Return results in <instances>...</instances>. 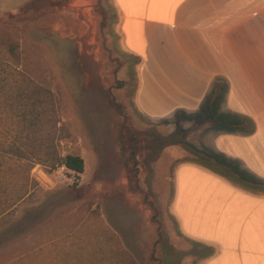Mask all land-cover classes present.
Here are the masks:
<instances>
[{"label":"rangeland","instance_id":"374dc122","mask_svg":"<svg viewBox=\"0 0 264 264\" xmlns=\"http://www.w3.org/2000/svg\"><path fill=\"white\" fill-rule=\"evenodd\" d=\"M24 78L49 93L56 153L81 157L84 172L1 159L5 193L28 194L0 216V264H200L203 248L180 237L170 207L173 170L193 159L204 121L137 110V61L113 0H0L4 146Z\"/></svg>","mask_w":264,"mask_h":264},{"label":"crops","instance_id":"0c3cea01","mask_svg":"<svg viewBox=\"0 0 264 264\" xmlns=\"http://www.w3.org/2000/svg\"><path fill=\"white\" fill-rule=\"evenodd\" d=\"M113 2L137 110L215 118L173 170L180 237L203 248L200 264H264V0Z\"/></svg>","mask_w":264,"mask_h":264},{"label":"trees","instance_id":"16d2710c","mask_svg":"<svg viewBox=\"0 0 264 264\" xmlns=\"http://www.w3.org/2000/svg\"><path fill=\"white\" fill-rule=\"evenodd\" d=\"M22 83L23 88L9 99L12 102L10 106L15 111L14 115L18 118L19 128L11 134L12 138L7 146L0 143V216L15 208L28 194L27 187L15 190L13 195L5 193L7 190L5 174L9 169L7 166L5 169L6 163L1 160L4 156L7 159H11V157L16 159L15 163L18 164L22 162H28L32 166L39 164L49 168V171L64 168L76 179L84 172V161L81 157L74 155L62 157L55 151V143L50 132L51 128H53L51 122H53L54 109L51 105L49 93L38 89L26 78L22 80ZM226 116L219 122V126L223 130L225 129L226 118H229ZM202 119L205 122L215 120V118L210 117V114L205 115ZM135 149L136 146H134V149L132 145L130 146L131 156L135 155ZM189 151L193 156L192 147H190ZM202 156L203 154L198 152L197 157L200 159ZM32 166H30L29 170L32 169ZM132 177L135 180V174H132ZM26 182H28L27 179Z\"/></svg>","mask_w":264,"mask_h":264}]
</instances>
